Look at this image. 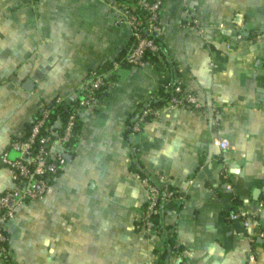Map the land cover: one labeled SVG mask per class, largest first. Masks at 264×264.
<instances>
[{"label": "crops", "instance_id": "0c3cea01", "mask_svg": "<svg viewBox=\"0 0 264 264\" xmlns=\"http://www.w3.org/2000/svg\"><path fill=\"white\" fill-rule=\"evenodd\" d=\"M160 19L167 56L115 65L114 86L81 109L73 157L51 190L17 205L14 264H153L161 236L136 223L145 187L132 155L187 193L165 215L184 264H249L251 251L264 264V209L250 226L230 218L264 196V0H164ZM132 36L108 0H0V194L13 183L1 155H19L11 143L42 104L77 98L89 71ZM168 59L202 107H167L127 138V118L173 80Z\"/></svg>", "mask_w": 264, "mask_h": 264}, {"label": "built area", "instance_id": "2783aa9c", "mask_svg": "<svg viewBox=\"0 0 264 264\" xmlns=\"http://www.w3.org/2000/svg\"><path fill=\"white\" fill-rule=\"evenodd\" d=\"M108 1L116 9L120 18L130 24L133 34L137 36L138 43L130 51L128 60L133 65H143L146 62L143 58L145 50L150 49L158 54L159 45L154 38L143 33V20L137 14L136 7L140 5L150 11L148 28L162 36L163 26L160 12L164 0ZM195 21L197 24L199 23L198 19ZM200 30L203 31V28H200ZM107 73H101L97 68L90 70L82 84L83 96L79 106L68 116L64 123L61 117L58 116L54 123L49 126V131L45 133H42V130L46 126L52 107L56 105L48 106V102L42 104L39 112L31 122L30 130L25 136L15 138L11 143V147L17 150L19 155L11 157L8 151L2 153L1 161L8 166L13 181L12 185L0 194V259L2 264H14L13 250L6 231H8V222L16 214L17 205L23 200L37 199L51 190L53 179L68 161L64 153H72L75 149L73 143L74 137L77 136L75 125L81 109L95 103L99 98L98 91H109L115 84L114 80L107 79ZM175 90L178 94L174 95L163 106H147L135 122L133 131L137 132L141 129L143 122L146 121V116L157 117L167 107L183 104L197 108L202 107V103L196 94L184 88L181 78H178ZM152 96L151 93L146 98ZM56 98L57 101L64 99L63 97ZM59 127L62 128L60 132L58 131ZM213 141L222 148H227L230 144V140L222 136H215ZM223 175L227 178V187H232V183L228 179L227 167L223 168ZM140 180L145 187V201L136 215V223L140 229L147 233H157L158 227L152 216L158 212L159 202L164 201L166 204L181 202L184 205L187 193L176 182L158 171L140 176ZM262 209H264V197L259 199L255 207L239 205L231 211L230 218L241 219L245 225L250 226ZM171 230H175V228L171 227ZM255 262L256 253L251 251L249 264H255Z\"/></svg>", "mask_w": 264, "mask_h": 264}, {"label": "trees", "instance_id": "16d2710c", "mask_svg": "<svg viewBox=\"0 0 264 264\" xmlns=\"http://www.w3.org/2000/svg\"><path fill=\"white\" fill-rule=\"evenodd\" d=\"M136 12L139 15V17L143 20V33L154 38V40L159 45V53H154L150 49H146L145 53L143 55L144 60H155L159 54H163L167 56L164 45L162 43V36L159 35L157 32L149 30V21L148 16L150 14V11L140 5H137ZM242 32V35L251 37L254 36L250 31L246 30H240ZM138 43L137 36L133 34L132 41L127 49L123 50L119 56L114 61H109L99 67H97V70L101 73L108 72L107 73V79L114 80L115 78V72L113 71V67L118 64L120 66L124 65H131L132 63L128 60V56L130 51H132ZM169 64L171 68L173 69V80L171 83L166 87L159 89L155 91L152 97L145 98L142 102L139 103V105L136 107V109L131 113V115L127 118L126 124V130L125 134L128 137H130L131 134L134 133L133 126L137 119L141 116L143 110L147 106H156L161 107L164 104H166L174 95L178 94V92L175 90V86L178 82V71L175 67V63L171 60H169ZM98 96H102L103 92L98 91ZM83 96L82 90L77 98L74 99H63L61 101H57V98H53L51 101L47 103L48 106L56 105L55 107H52L51 113L48 117L46 126L43 128L42 133H45L49 131V126L54 123L56 118L58 116L61 117L62 122L64 123L68 116L79 106L80 100ZM152 118L151 115L146 116V120ZM31 125H29V130L31 128ZM62 127V126H61ZM61 127L58 128V131H61ZM80 128V119L77 117L76 125H75V131L78 132ZM28 130V131H29ZM77 138L74 137L73 143L76 144ZM130 168L133 171L138 172L140 176L148 175L149 172L145 171L142 167V164L137 160V158L132 155V161L130 164ZM264 197V196H263ZM262 197V198H263ZM183 203L181 202H172L169 204H166L164 201H160L158 204V212L155 213L152 218L157 224L158 231L157 233L161 236V242L155 247V252L158 254L157 260L153 264H170L171 257L176 256V263L177 264H184L185 260L182 254V246L178 244L177 241V234L175 230H171V225L166 223L165 221V215L167 213V209L169 208H178L182 207ZM236 209V208H235ZM6 234L9 235V231H6ZM175 263V264H176Z\"/></svg>", "mask_w": 264, "mask_h": 264}, {"label": "water", "instance_id": "95a60500", "mask_svg": "<svg viewBox=\"0 0 264 264\" xmlns=\"http://www.w3.org/2000/svg\"><path fill=\"white\" fill-rule=\"evenodd\" d=\"M64 154H65V156L67 157L68 160H71L72 157H73V154L71 152H65Z\"/></svg>", "mask_w": 264, "mask_h": 264}]
</instances>
